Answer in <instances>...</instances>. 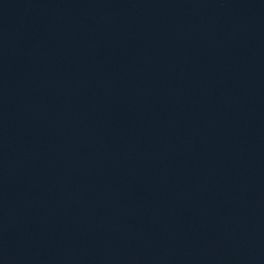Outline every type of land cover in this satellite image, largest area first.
<instances>
[{
	"label": "water",
	"instance_id": "obj_1",
	"mask_svg": "<svg viewBox=\"0 0 264 264\" xmlns=\"http://www.w3.org/2000/svg\"><path fill=\"white\" fill-rule=\"evenodd\" d=\"M264 83V0H0V264H84Z\"/></svg>",
	"mask_w": 264,
	"mask_h": 264
}]
</instances>
